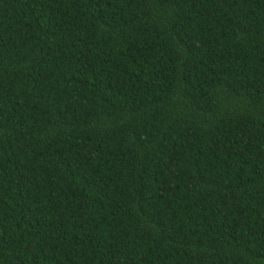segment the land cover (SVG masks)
Returning <instances> with one entry per match:
<instances>
[{
	"label": "trees",
	"instance_id": "16d2710c",
	"mask_svg": "<svg viewBox=\"0 0 264 264\" xmlns=\"http://www.w3.org/2000/svg\"><path fill=\"white\" fill-rule=\"evenodd\" d=\"M0 264H264V0H0Z\"/></svg>",
	"mask_w": 264,
	"mask_h": 264
}]
</instances>
